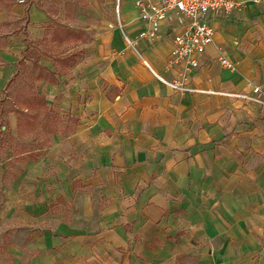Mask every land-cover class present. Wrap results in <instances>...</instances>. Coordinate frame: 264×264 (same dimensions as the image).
Here are the masks:
<instances>
[{"label": "crops", "instance_id": "1", "mask_svg": "<svg viewBox=\"0 0 264 264\" xmlns=\"http://www.w3.org/2000/svg\"><path fill=\"white\" fill-rule=\"evenodd\" d=\"M136 1L0 0V101L32 43L49 111L5 113L12 204L56 207L20 264H264V0L211 17L198 67Z\"/></svg>", "mask_w": 264, "mask_h": 264}, {"label": "rangeland", "instance_id": "2", "mask_svg": "<svg viewBox=\"0 0 264 264\" xmlns=\"http://www.w3.org/2000/svg\"><path fill=\"white\" fill-rule=\"evenodd\" d=\"M115 13L119 17L117 7ZM39 54L41 52L37 51L36 45L31 43L25 56L32 57L33 63L22 64L19 77L5 93V107L15 102L20 108L40 109L36 102L30 101L29 94L40 85V81H36L37 77L45 74L44 68L37 64ZM10 144L13 145H0V264H20L21 261H27L31 256L33 234L52 229L55 225V220L50 217L56 208L54 205L12 204L18 194L14 189L17 180L14 175L25 165V161L13 157V151L9 150Z\"/></svg>", "mask_w": 264, "mask_h": 264}, {"label": "built area", "instance_id": "3", "mask_svg": "<svg viewBox=\"0 0 264 264\" xmlns=\"http://www.w3.org/2000/svg\"><path fill=\"white\" fill-rule=\"evenodd\" d=\"M136 4L141 20L150 25L152 33L159 28L164 18L179 15L187 19L185 30L174 38L172 54L178 59H188L192 67H198L197 56L204 53L208 44L214 39L215 30L211 17L229 15L238 2L237 0H137ZM221 62L233 67V62L227 58H222ZM165 83L175 89H183L177 81H165ZM259 91L260 87L254 88V92ZM238 96L250 98L243 93Z\"/></svg>", "mask_w": 264, "mask_h": 264}, {"label": "trees", "instance_id": "4", "mask_svg": "<svg viewBox=\"0 0 264 264\" xmlns=\"http://www.w3.org/2000/svg\"><path fill=\"white\" fill-rule=\"evenodd\" d=\"M15 80L16 77L12 78L11 81H9L7 90L8 87H10V85H12V83ZM29 94L31 96L30 101H34L40 106L39 111L31 110L30 108L28 110L17 108L14 102L8 107H5L3 103L6 101V97H3V99H1L0 101V145L1 146L5 142L14 140V137L8 126V121L5 118V113L16 111L21 115L19 133H23V131L27 130V127L29 126H36L39 121V118H41L42 120L47 119L49 111L44 95L36 92H30ZM26 148H27L26 145L22 146L23 151H26L27 150Z\"/></svg>", "mask_w": 264, "mask_h": 264}]
</instances>
